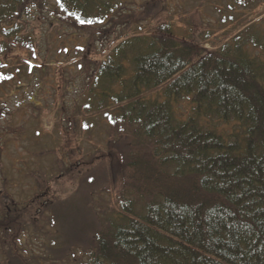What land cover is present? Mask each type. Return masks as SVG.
Here are the masks:
<instances>
[{"label":"trees","instance_id":"16d2710c","mask_svg":"<svg viewBox=\"0 0 264 264\" xmlns=\"http://www.w3.org/2000/svg\"><path fill=\"white\" fill-rule=\"evenodd\" d=\"M53 1L62 22L79 32L92 30L91 36L74 57L51 66L42 59L38 67L57 69V92L66 67L88 55L92 61L72 111L64 97H55L54 137L45 155L50 175L40 165L42 140L35 141L27 171L19 170L40 185V201L37 196L32 205H19L9 190L18 183L0 161L6 175L0 181L1 264L8 255L21 264L22 249L5 235L28 233L49 206L55 174L73 175L80 185L96 168L113 186L102 189L103 196L114 193L117 203H94L100 220L87 247H80L84 258L74 255L76 264H264V16L247 20L244 13L233 14L217 26L180 16L184 33L163 13L153 15V25L143 24L153 6L171 0H153L145 11L130 13L125 0ZM37 2L0 0V95L28 73L2 55L17 50L40 59L32 21L25 19ZM229 24L233 28L207 48ZM111 36L97 51L94 41ZM86 133L88 147L80 142ZM64 153L71 161L63 167ZM85 166L91 168L81 171Z\"/></svg>","mask_w":264,"mask_h":264},{"label":"rangeland","instance_id":"374dc122","mask_svg":"<svg viewBox=\"0 0 264 264\" xmlns=\"http://www.w3.org/2000/svg\"><path fill=\"white\" fill-rule=\"evenodd\" d=\"M152 1L125 0L127 6L125 12L145 11L147 4ZM239 2L238 5L237 0H171L167 5L153 6L150 17L143 24L153 25L155 23L153 15L156 13L160 16L163 13L173 16L177 23V30H183L185 33L186 25L184 22H180V16L190 21L200 17L206 24L214 26H217L218 22L227 20L233 14L244 13L247 20H257L264 16V0H239ZM162 7L165 8V11ZM28 10L25 13V19L32 21L30 28L34 31L35 39L39 44L40 59L37 61L33 57L29 58L17 50L1 56V58L5 57L6 62L14 67L19 62L18 64L24 65L25 71L28 72L21 76L13 91L4 96L0 95V161L3 164L1 169L6 173L9 171V177L17 181L18 184L11 183L13 187L9 190L21 206L32 205L30 204L31 200L37 196H40L37 202L40 201L42 190L40 185L37 186L35 182L32 183L31 179H25L19 170L27 171V163L32 158L30 152L36 147L38 149L35 141L42 140L39 153L42 152L44 157L40 165L44 174H48L51 165H49V159H46L45 155L49 149L50 139L54 137L52 134L54 132L53 118L55 113L51 110L56 108L61 96L65 98L67 112L72 111L73 106L78 104L79 95L82 93L87 80L86 73L89 65H86L91 60L88 55L85 57L87 61L66 67L68 72L64 75L65 83L64 81L61 83V88L57 90L58 95H56L57 86L60 84L55 80L57 69L47 67L41 70L38 65L42 64V59L48 60V64L51 66L55 61L62 62L74 57V52L86 45L92 30H80L79 32L74 30L71 23L62 22L61 18L56 15L53 0H38L37 3H32ZM232 28L231 24L227 25L217 32L216 37H211L210 42L205 46L210 48L213 42H217L223 37V32L230 31ZM123 29L122 26L115 28L117 31ZM80 36L81 38H79ZM181 36L178 34L179 38ZM113 39H115L114 36L104 40H95L96 50H103ZM79 52L82 54V51ZM30 64H32L31 68L28 67ZM55 97L58 99L57 102ZM39 105L44 112L42 117L39 116ZM48 111L51 113L48 114ZM183 111L185 112L184 109ZM94 131H97V128ZM2 132L5 134L2 135ZM85 135L80 137V142L88 147L90 144L88 133ZM93 138L100 141L98 137L94 136ZM4 139H7L10 144H4ZM28 148L30 151L27 150ZM79 155L74 156L73 161L75 160L76 163H78ZM64 157L62 166H69L70 158L65 153ZM77 167L75 169H78ZM89 168L91 167H82L81 171L85 170L86 172ZM55 175L57 180L54 184L53 194L48 196L50 199L49 206L37 216V222L34 223L28 233L20 236H16L18 233L5 235L13 248L18 246L22 249L23 255L18 256L21 264H76L77 261L75 260L78 257L74 259V255L79 256V259L84 258L85 250L80 247H87L91 237L90 232L94 228V224L100 220L99 213L96 214L94 209V203L100 205L101 203L104 204V201H109L114 204L113 206L117 203L114 193L113 195L104 193L103 196L101 190L104 189L108 192L113 189V186L106 179H101V171L98 168L94 170L92 178L87 177V174L82 183L78 184L79 186L71 178L73 175H65L67 177L58 173ZM3 177L5 178L6 175L0 172L1 182L4 180ZM47 179L51 180L50 177ZM98 191L101 193L94 195ZM28 213L34 214L33 207L28 209ZM73 248L76 249V252ZM13 261L15 260L8 255L5 260H2V264H13Z\"/></svg>","mask_w":264,"mask_h":264},{"label":"snow or ice","instance_id":"6c2138e0","mask_svg":"<svg viewBox=\"0 0 264 264\" xmlns=\"http://www.w3.org/2000/svg\"><path fill=\"white\" fill-rule=\"evenodd\" d=\"M82 23H91V21H81Z\"/></svg>","mask_w":264,"mask_h":264}]
</instances>
